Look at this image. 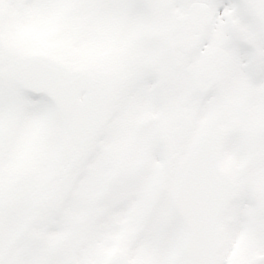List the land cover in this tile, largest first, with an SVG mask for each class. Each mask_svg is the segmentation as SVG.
I'll return each mask as SVG.
<instances>
[{
    "label": "snow or ice",
    "instance_id": "1",
    "mask_svg": "<svg viewBox=\"0 0 264 264\" xmlns=\"http://www.w3.org/2000/svg\"><path fill=\"white\" fill-rule=\"evenodd\" d=\"M110 234L111 264H264V0H0V264Z\"/></svg>",
    "mask_w": 264,
    "mask_h": 264
},
{
    "label": "rangeland",
    "instance_id": "2",
    "mask_svg": "<svg viewBox=\"0 0 264 264\" xmlns=\"http://www.w3.org/2000/svg\"><path fill=\"white\" fill-rule=\"evenodd\" d=\"M13 41L19 44H30L35 42L36 35L33 26V21L30 18L17 21L13 25L12 33ZM161 151H166V145H159ZM69 234L64 233H48L41 234L39 232L33 233V239L42 241L45 245L57 247L63 245L69 240ZM94 251L102 264H111L115 259L124 256V248L122 240L119 235L110 234L103 237L101 240L94 242Z\"/></svg>",
    "mask_w": 264,
    "mask_h": 264
}]
</instances>
